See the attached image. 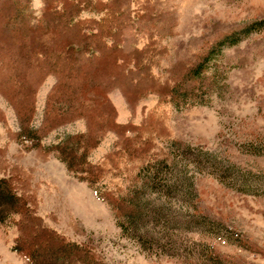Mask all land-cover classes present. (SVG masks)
Returning <instances> with one entry per match:
<instances>
[{
    "label": "rangeland",
    "instance_id": "rangeland-1",
    "mask_svg": "<svg viewBox=\"0 0 264 264\" xmlns=\"http://www.w3.org/2000/svg\"><path fill=\"white\" fill-rule=\"evenodd\" d=\"M129 1L106 32L122 27L126 51L149 45L154 89L215 46L193 91L163 98L146 83L143 93L136 81L97 75V97L78 102L74 87L56 90L66 84L51 69L60 59L46 57L60 51L59 37L32 33L45 27L46 1L22 0L19 36L0 29V179L98 264H264V0ZM96 8L79 19L99 21ZM33 94L28 137L13 104ZM99 95L114 122L91 102ZM19 218L0 224V264H29L13 250Z\"/></svg>",
    "mask_w": 264,
    "mask_h": 264
},
{
    "label": "trees",
    "instance_id": "trees-1",
    "mask_svg": "<svg viewBox=\"0 0 264 264\" xmlns=\"http://www.w3.org/2000/svg\"><path fill=\"white\" fill-rule=\"evenodd\" d=\"M2 1L4 4L8 3L13 5L15 11H13L14 13L12 15L11 13L5 14L4 11L0 9V29L6 31H11L10 29H12V33H14L15 36H19L21 33L20 28L25 26L27 20L25 15L26 7L21 4L22 0ZM45 1L47 4V10L44 14L45 27H42V29H36L33 27L34 30L32 29V33H38L40 36V33L47 30V33L53 34L51 38L58 39L59 37V43H61L59 45L61 46L60 51L53 52L50 56L47 54L46 57H51L50 59L57 57L60 59L57 62L53 61L54 63L52 64L51 69L60 77L62 76L61 79H66V84L64 82H58L56 90L58 89L64 92L65 89H68L71 86L72 88L74 87L76 91H74L75 93L73 95L77 94V97L75 96V98L78 102L87 101L88 98V101H90L91 98L89 95L92 93L97 97L98 94L94 92L96 83H93L94 81L92 79V77L95 79L97 75L100 76V80L101 77H106L107 75L114 86H119L118 83H120V77L129 81H136L134 86H136L138 91H143V93L144 90H142V86L143 83H146L149 92L154 91L163 98L166 95H171L175 99L176 95L181 97L179 96V93L182 94L181 92L189 95V93L193 91L191 90V84L194 83V81L198 79L200 73H202V69L208 60L211 51H213L215 47H210L205 55L199 58L196 63L192 65H183L182 72L180 73L181 75L175 73L173 76V84L166 83L162 86L157 84V88L154 89V84L156 85L154 81L156 80L151 74L154 58L152 57L149 45L141 50L135 48L132 51H126L124 47L125 41L123 40L124 34L122 27L117 28L112 36H108L109 32H106V29L112 23H121L119 17H121L126 11L123 9H129V2L131 1L108 0L107 2L99 1L96 3H93L91 0ZM93 4L96 5L98 12L103 13V18L99 21L79 19L81 14L86 10V7ZM108 38L112 39V44L105 41ZM231 39L232 36H228L223 38L221 42L226 43ZM219 44L220 43L218 42L216 46ZM123 51L128 54L122 56L120 52L123 53ZM90 52L97 53V56H90ZM95 62L98 65L92 67L93 70L91 69L92 71H89V64ZM125 63L126 65L132 64L133 68L131 70L126 69ZM31 65H34V63ZM115 69H119V74L121 73L120 76L119 74L112 75ZM24 96L28 97V94H24ZM32 97L33 99L31 98L30 104H27V102H25L26 100H23L25 97L22 98V104H13L12 100L8 98L15 108L21 127L24 128V134L26 133L28 137L35 135V131L29 126V122L35 112L34 94ZM91 102L96 104V106H99L97 103H102L106 109H109V119L114 122L115 112L106 97H100L99 95L98 101L93 100ZM94 104L90 105L89 103L90 106H94ZM104 118L105 117H103V119ZM90 135L91 132L89 131L86 134L87 138H89ZM77 137L83 138V136ZM65 161L68 163L70 170L74 169L73 165H75V160V162L71 159H65ZM76 165H83L82 161H77ZM88 175L95 177L91 172ZM136 213L137 214H135L134 211V213L128 216L130 223L136 222L140 219L138 216L140 213L138 211ZM14 215L20 217L17 224L20 235L16 240V245L13 246V250L20 256H23L27 263L98 264L94 261L92 256H90L91 254L88 253V249H86L85 246L72 242L58 234L55 230L43 226L42 219L35 216L33 209H31L28 204L18 196L8 181L0 179V224L3 225ZM59 259L62 260L60 263L58 262Z\"/></svg>",
    "mask_w": 264,
    "mask_h": 264
},
{
    "label": "built area",
    "instance_id": "built-area-1",
    "mask_svg": "<svg viewBox=\"0 0 264 264\" xmlns=\"http://www.w3.org/2000/svg\"><path fill=\"white\" fill-rule=\"evenodd\" d=\"M223 243H226L225 240L223 241Z\"/></svg>",
    "mask_w": 264,
    "mask_h": 264
}]
</instances>
